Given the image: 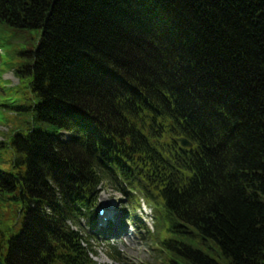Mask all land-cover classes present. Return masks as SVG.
I'll return each mask as SVG.
<instances>
[{
	"label": "trees",
	"instance_id": "obj_1",
	"mask_svg": "<svg viewBox=\"0 0 264 264\" xmlns=\"http://www.w3.org/2000/svg\"><path fill=\"white\" fill-rule=\"evenodd\" d=\"M0 26L37 36L39 124L0 105L4 264H97L102 184L159 212L154 264H264V0H0Z\"/></svg>",
	"mask_w": 264,
	"mask_h": 264
},
{
	"label": "rangeland",
	"instance_id": "obj_2",
	"mask_svg": "<svg viewBox=\"0 0 264 264\" xmlns=\"http://www.w3.org/2000/svg\"><path fill=\"white\" fill-rule=\"evenodd\" d=\"M37 36L33 35L27 29H16L10 26H0V45L3 46V55L0 57V105L8 106L10 112L7 116L5 124L7 127H13L22 129L28 124L33 129L39 128V124L35 118L31 115V108L33 103L31 102L28 94L24 91H28L25 85L12 86V83L17 82V77L14 71L25 64L28 61V57L24 55L28 51L33 50L35 39ZM11 83V84H10ZM19 99L17 104H8L7 102H15ZM20 107L21 110L17 109ZM22 107L26 110H22ZM1 112V108H0ZM22 122V125L19 123ZM5 130V127L0 126V131ZM61 138L66 137L65 134L60 135ZM1 139V136H0ZM98 204L102 207L108 208L109 221L105 225V230L111 232L110 234L120 233V237L115 236L113 239H109L107 235L109 233L99 236L100 239L92 240L94 248L97 251V256L94 257L97 264H154L156 260H159L156 256L155 248L152 243L148 241L149 233L144 230L139 232L140 228H143L146 223L149 230L155 228V213L158 217L159 212L154 211L148 203L141 204L135 210V207L128 201V198L122 190L114 188L111 184H104L101 186L98 193ZM133 200V199H132ZM135 221H139L136 226ZM94 222V224H93ZM84 231L89 233L97 228V221L85 220L81 223ZM93 224V225H92ZM132 229H136V234H131ZM127 233V234H126ZM92 234V233H91ZM106 237L108 240H106ZM111 247L116 248L121 253V262L113 261L109 258V251ZM219 264H227L225 258L215 257Z\"/></svg>",
	"mask_w": 264,
	"mask_h": 264
},
{
	"label": "water",
	"instance_id": "obj_3",
	"mask_svg": "<svg viewBox=\"0 0 264 264\" xmlns=\"http://www.w3.org/2000/svg\"><path fill=\"white\" fill-rule=\"evenodd\" d=\"M179 141L181 142V144H182L183 146H191V143L188 142V141H187L186 139H184V138H180ZM0 264H4V263H2V261L0 260Z\"/></svg>",
	"mask_w": 264,
	"mask_h": 264
}]
</instances>
